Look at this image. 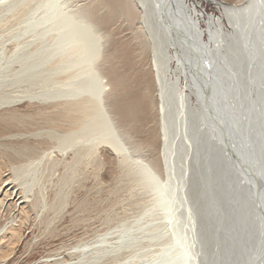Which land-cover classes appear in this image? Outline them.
<instances>
[{"label": "rangeland", "instance_id": "374dc122", "mask_svg": "<svg viewBox=\"0 0 264 264\" xmlns=\"http://www.w3.org/2000/svg\"><path fill=\"white\" fill-rule=\"evenodd\" d=\"M90 1L0 0V92L24 88L59 95L56 98L77 93L81 98L97 100L100 82L106 80L99 77L98 64L108 43L107 36H101L103 30L86 20L85 7ZM129 2L136 6L135 22L128 26V21L120 20L115 33L124 39L130 29H139L150 42L149 67L163 88L164 105L159 110L161 147L154 156L159 171L152 174L149 169L141 170L142 162L151 156L143 147L140 134L122 133L107 122L100 106L88 107L87 121H97L98 127L87 135L83 133L82 141L88 146L91 136L110 140L117 147L122 146L126 159L120 161L115 152L103 149L102 143L91 158L78 159L74 167L80 166L78 170L84 174L78 172L80 176L70 180L64 181L60 172L63 169L22 168L20 178L34 192L44 195L49 203L47 217L53 222L42 234L43 227L36 226L34 233L40 235L33 237L31 231L25 230L23 238H15V255L11 259L22 264L28 257L46 254L54 243L93 238L121 219L128 222L138 217L139 222L107 238H121L130 245L132 258L126 264H264V240L254 231L259 229V211L251 208L246 174L251 168L249 155L255 150L246 142L255 139L257 105L261 103L257 101L263 96L260 71L264 66L258 64L254 68L250 60L244 59L240 39L233 36L234 32L227 35L214 30L210 42L214 47L206 51L210 68H206L204 77L211 87H217L219 102L220 96L225 101L224 108L219 109L221 117L209 108H182L174 76L167 69L164 0ZM186 2L202 12V28H206L209 16L221 14L215 4L206 0ZM209 37L205 35V39ZM215 53L224 57L218 61ZM196 63L194 59L192 65ZM174 64L171 62L169 67ZM181 83L185 84L184 80ZM16 107L30 110L36 106L23 102ZM224 123L232 127L228 130L232 142L225 138ZM242 131L247 140L244 145L236 143L242 138ZM242 146H246L248 157L243 171L231 151L241 155ZM228 225L231 229H227ZM256 234L257 239L253 237Z\"/></svg>", "mask_w": 264, "mask_h": 264}, {"label": "bare ground", "instance_id": "6f19581e", "mask_svg": "<svg viewBox=\"0 0 264 264\" xmlns=\"http://www.w3.org/2000/svg\"><path fill=\"white\" fill-rule=\"evenodd\" d=\"M206 1L215 4L221 14L216 17L213 14L211 17L209 16L206 28H202L203 15L195 5L190 6L186 0H164L166 18H163V30H165L163 32L166 41L168 39L166 61L167 69H170L171 75L174 76V82L177 84V100L181 103L182 108L200 107L202 111L209 108L220 118L219 109L224 108L222 106L224 100L220 96L221 101L219 102L215 91L217 87H211L204 77L206 76L204 72L209 66L206 51H210L214 47V45L210 46L211 37L214 30L227 35L234 32L233 36H238L240 39L239 47L244 59L250 60L254 68L258 64L264 66V0ZM135 7L129 0H91L85 7V17H88L86 20H90L100 31L103 30L102 33H104L101 36L105 34L108 43L107 46L105 44L104 54L101 53V55L103 54L101 62L96 61L99 63V70L97 69L101 75L99 77L106 79L100 82L97 95L99 98L97 97L96 101L81 98L77 93L56 98L59 95L39 93L40 91L35 93L24 88L0 92V264H20L16 258L11 259L15 255L16 249L12 244L13 240L23 238L25 230L31 231L33 237L40 235L53 222L47 217L49 203L44 195L34 192L32 186L20 178L19 172L21 173L22 168L28 167L26 170H29V166L34 168L41 166L43 169L52 171L63 169L64 171L60 172H62L64 181L70 180L76 175L84 174L79 171L80 166H78L79 170L76 166L74 167V164H78V159H82L81 157L84 156L91 158L102 143L105 144L103 149L115 152L120 161L126 159L122 153V146L117 147L110 140H95L91 136L93 140L88 146L85 141H82L85 134L93 132L98 127L97 121H87L90 115L88 107L100 106L104 110L107 122L116 125L122 133L140 134L141 142L145 145L142 146L147 148L151 156L147 162H142L141 170L149 169L152 174L159 171L157 168L159 163L154 156L160 152L161 147L159 110L164 105L163 88L156 82L151 72L152 67H149V62L152 64V61L149 60L151 57L148 58L150 42L148 43L144 39L145 36L143 38V34H140L137 28L136 31L127 30L128 37L124 35L126 39L121 38L119 33L120 37L116 36L115 33L119 28L120 20L128 21V26H130L129 23L135 22L133 20L138 15ZM43 31L41 32L43 33ZM207 34L210 37L205 39ZM170 49H172L171 53ZM217 52L220 53V51ZM215 57L219 61L224 55L215 53ZM194 59L197 61L195 66L192 65ZM171 62L175 63L173 68L169 67ZM260 74L263 96L257 101L261 103L257 105L259 120L256 124V132H254L255 139L252 138L246 142L242 131V138H239L236 143L244 145L246 142V145L251 148L255 147L256 150V152L251 150L254 151L249 155L252 157L251 168L248 169V172L246 171V174L249 175L251 208H257L259 211V229L254 231H258L259 238L264 240V68ZM183 80L185 84L181 83ZM23 102L36 107L30 110L16 107ZM202 115L204 116V114ZM224 125L226 137L223 136L227 138L228 130L232 127L230 128L226 123ZM83 133L85 134L83 135ZM221 134L219 135L222 136ZM162 138L164 137L162 136ZM233 139L235 140L234 137ZM221 144L224 146L225 142ZM239 150H242V154L237 155L240 159H244L242 162L245 164L248 158L246 146L240 147ZM242 168L241 171L244 170L243 166ZM138 170L141 172L140 169ZM145 212L147 211L145 210ZM137 218L134 217L128 222L121 219L113 227L94 235L93 238H71L69 243L63 241L54 243L53 248L46 251V254L38 258L28 257L22 264L129 263L132 258L130 245L121 238L116 241H107V238L126 226L139 222L140 218ZM239 218L240 216H238ZM234 221L237 222V217H234ZM247 221L249 222V220ZM36 226L38 229L43 227L40 234L34 233ZM228 227L229 225L227 229H231ZM255 236L253 237L257 239V234Z\"/></svg>", "mask_w": 264, "mask_h": 264}, {"label": "water", "instance_id": "95a60500", "mask_svg": "<svg viewBox=\"0 0 264 264\" xmlns=\"http://www.w3.org/2000/svg\"><path fill=\"white\" fill-rule=\"evenodd\" d=\"M197 55H195V57H196ZM228 138V137H227ZM232 138V137H231ZM231 138L229 137L228 138V142H231ZM233 153H234V155H235V157H237V162H240L239 164H241L243 167L245 166V164L242 162V160L240 159V157L233 151V150H231ZM246 167V166H245ZM250 174V173H249Z\"/></svg>", "mask_w": 264, "mask_h": 264}]
</instances>
